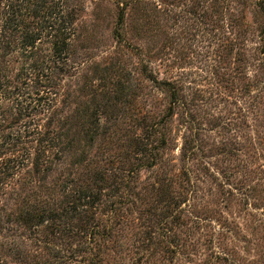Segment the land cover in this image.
<instances>
[{"label": "rangeland", "instance_id": "374dc122", "mask_svg": "<svg viewBox=\"0 0 264 264\" xmlns=\"http://www.w3.org/2000/svg\"><path fill=\"white\" fill-rule=\"evenodd\" d=\"M69 4L76 37L57 95L20 85L21 104L0 102V135L1 125L6 134L35 125L98 134L83 145L85 166L53 154L49 170L35 174L31 159L0 183V264H35L44 253L35 246L44 227L22 221L28 202L59 223L66 181L110 161L135 171L118 170L124 186L97 205L102 218L120 209L100 238L101 264H264V0ZM166 82L179 91L171 118Z\"/></svg>", "mask_w": 264, "mask_h": 264}, {"label": "trees", "instance_id": "16d2710c", "mask_svg": "<svg viewBox=\"0 0 264 264\" xmlns=\"http://www.w3.org/2000/svg\"><path fill=\"white\" fill-rule=\"evenodd\" d=\"M75 21V13L69 0H0L1 103L14 99L18 101V105L21 104L27 94V89L19 88L22 84L30 88L34 84L39 85L41 90H37L38 96L46 94L50 99L57 95L53 89L54 80L64 71L70 59L71 47L76 37ZM144 72L150 78L146 69ZM163 84L169 87L173 100L167 115L171 118L174 116V105L179 103V91L172 83ZM28 94L29 97L32 95ZM47 106L45 108L37 104L32 107L50 113L53 105ZM90 116L88 124H91ZM5 121L3 117L1 122ZM4 128L1 125V185H7L10 179L19 175L31 159L35 174L38 175L43 169L49 170L44 165L49 164L50 155L53 154L59 160L62 159L60 155L71 156L75 158L76 166H85L88 151L83 145L86 141L93 144L98 134L91 128L59 132L36 125L30 130L6 134ZM30 144L33 146H29ZM145 145L147 148L148 144ZM89 163L86 169H90ZM105 166L92 176L88 174L86 177L66 181L68 193L64 195V215L59 223L55 222L58 220L57 214L52 217L46 215L44 205L40 207L42 203L38 205L28 202L24 212L26 219L22 217V221L24 224H33L36 228L44 227L39 231L40 237L35 243L44 253L40 254L41 258L40 255L37 257L35 264H101L103 245L100 238L114 232L111 220L120 209L111 211L112 219L102 218L99 217L97 205L102 201L103 191L108 188L121 189L124 186L125 175L122 179L118 170L129 175L135 171L133 167L131 170L118 165L115 167L114 161ZM49 213L54 214L53 210ZM50 220L52 222L45 226V222ZM10 244L15 245L13 242Z\"/></svg>", "mask_w": 264, "mask_h": 264}]
</instances>
